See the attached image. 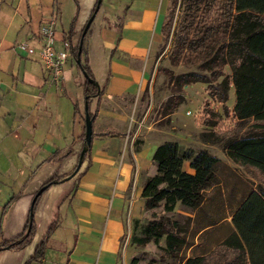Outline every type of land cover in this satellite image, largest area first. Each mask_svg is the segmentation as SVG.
<instances>
[{"label": "crops", "instance_id": "crops-1", "mask_svg": "<svg viewBox=\"0 0 264 264\" xmlns=\"http://www.w3.org/2000/svg\"><path fill=\"white\" fill-rule=\"evenodd\" d=\"M77 3L74 40L98 0H0V231L11 235L21 230L29 211L37 227L29 245L0 251V264H130L135 254L130 243L132 222L147 216L142 187L156 172L149 156L167 140L149 121L150 107H145L142 96L157 70L170 0H101L92 15L84 57L102 92L88 101L92 137L89 155L80 163L87 105L84 75L70 54L56 85L38 56L40 25L55 17L60 49ZM109 9L111 14L105 16ZM19 42H25L28 50L20 51ZM151 134L158 136L153 147L147 145ZM55 152L70 155L45 161ZM76 164L74 178L49 187L33 213L30 207L36 195H32L41 184L53 174L69 173ZM182 168L194 173L189 161ZM21 188L22 197L3 212ZM189 216H196L197 237L216 225L221 213L201 207ZM53 219L57 226L44 256L32 260ZM201 247L192 241L187 256L202 254ZM193 248L197 253L191 252Z\"/></svg>", "mask_w": 264, "mask_h": 264}, {"label": "trees", "instance_id": "trees-1", "mask_svg": "<svg viewBox=\"0 0 264 264\" xmlns=\"http://www.w3.org/2000/svg\"><path fill=\"white\" fill-rule=\"evenodd\" d=\"M177 5L178 14L172 28ZM76 6L66 39L70 41V54L84 75L82 88L88 106L89 99L102 92L84 57L83 32L86 33L89 27L86 25L96 13L97 5L73 44L80 10L78 3ZM171 6L162 25L165 44L171 43L170 64H191L209 73L189 70L174 74L170 69H163L170 75L174 92L162 106L161 115L170 116L185 101L182 90L188 84L206 83L209 95L219 103L227 101L232 85L235 94L232 112L236 122L240 125L252 120L253 129L233 133L228 138L214 131H201L199 140L206 144H221L232 162L255 167L264 173V0H171ZM223 66L230 68L231 76L223 74ZM74 110H77L76 105ZM89 115L92 117V113ZM205 122L207 126L213 124L210 120ZM82 141L84 149L78 163L89 155L85 131ZM69 155L55 152L45 161L62 160ZM184 161H189L193 174L183 170ZM219 162L220 159L206 149L195 150L173 140L156 147L152 155L156 172L146 177L141 193L147 216L133 220L130 234V243L135 248H144L151 243L159 250V259L151 258L147 264H264V188L260 186L249 190L238 202L231 214L234 230L213 253L186 254L192 244L190 239L196 233L195 223L189 215L179 213L176 207L180 205L184 212L192 213L203 206L206 190L219 183L216 173ZM77 169L78 164L69 173L53 174L43 182L32 195H37L33 213L41 195L53 184L74 178ZM22 189L5 203L3 212L22 197ZM158 208L159 212L156 211ZM29 214L30 211L24 227L16 233L9 235L0 231V251L22 249L32 242L37 227L34 216L31 218ZM56 226L55 219L47 224L32 260L38 261L44 256ZM141 260L144 257L133 256L130 264H139Z\"/></svg>", "mask_w": 264, "mask_h": 264}, {"label": "rangeland", "instance_id": "rangeland-1", "mask_svg": "<svg viewBox=\"0 0 264 264\" xmlns=\"http://www.w3.org/2000/svg\"><path fill=\"white\" fill-rule=\"evenodd\" d=\"M171 7L170 0L169 8ZM177 9L178 5L173 18L172 28L177 18ZM109 12L111 14L110 9L105 16H108ZM57 33L61 34V31L58 30ZM78 38L79 36L77 39ZM77 39L74 40L72 38V43L74 44ZM170 48V41L165 44L164 38H162L157 53V58H159L157 70L151 83H149L143 93V104L145 107H150L149 121L154 122L159 130L165 133L164 135H159L163 138L162 140H173L184 147H192L195 150L205 148L210 154L220 159V162L216 166L219 183L206 190L202 210L218 215L221 213V218L216 225L210 227L197 237L195 233L190 239L196 242L197 245H202L199 249L203 254L207 255L213 253L220 242L234 230L231 222V214L241 198L252 188L259 186L264 188V173L260 172L255 167L232 162L225 155L221 144H206L199 140L198 135L201 131H214L224 135V138H228L231 137L233 133L239 134L252 128L251 125L254 123L252 120L240 125L236 122L232 112L235 100L234 87L232 85L228 91L227 101L225 103H219L209 95L206 83L195 82L188 84L184 86L182 90L185 101L180 104L176 111L170 116L161 115L162 106L167 98L174 92L173 85L170 82V75L166 74L163 69H170L174 74L189 70L201 71L206 74L209 73L199 70L195 65L191 64L171 65L169 62ZM222 71L224 75L231 76V70L228 66H223ZM220 79L221 78H219L218 81ZM207 112H209V114H207ZM206 120H210L213 124L207 126ZM157 137L158 136H154L153 134L149 135L147 145L153 147V141L156 140ZM156 146L152 149L149 156L151 163ZM41 171L43 174L45 170ZM211 197H215V201H211ZM176 209L179 213L184 215L193 213L184 212L180 205H177ZM156 211L159 212L160 209L158 208ZM190 217L193 220L192 223L196 225V216ZM134 249L135 254L133 256L144 257V260H141L139 264H147L148 260L151 258L159 259L160 252L154 244H149L144 248ZM194 249L195 248H193L191 252L197 253V250ZM130 252L131 250H128V255H130Z\"/></svg>", "mask_w": 264, "mask_h": 264}, {"label": "built area", "instance_id": "built-area-1", "mask_svg": "<svg viewBox=\"0 0 264 264\" xmlns=\"http://www.w3.org/2000/svg\"><path fill=\"white\" fill-rule=\"evenodd\" d=\"M55 17H50L39 27V50L38 56L44 68L50 73L51 82L58 84L63 72V66L70 56V41L63 39L61 48L56 47L55 37ZM17 48L20 51H27L28 45L25 42H19Z\"/></svg>", "mask_w": 264, "mask_h": 264}, {"label": "water", "instance_id": "water-1", "mask_svg": "<svg viewBox=\"0 0 264 264\" xmlns=\"http://www.w3.org/2000/svg\"><path fill=\"white\" fill-rule=\"evenodd\" d=\"M100 2H101V0H98L97 8H98ZM90 21L91 20L88 21L86 27L89 26ZM83 34H85V30H84ZM84 117H85V141L89 145L91 142V137H92V119H91V117L87 111V105H85ZM36 197H37V195L33 199V202H32L31 207H30L31 210H32V206H33V203H34Z\"/></svg>", "mask_w": 264, "mask_h": 264}]
</instances>
